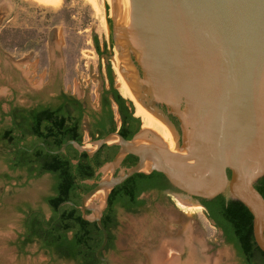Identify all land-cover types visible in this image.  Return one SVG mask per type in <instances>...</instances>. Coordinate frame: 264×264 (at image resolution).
<instances>
[{
  "label": "water",
  "instance_id": "obj_1",
  "mask_svg": "<svg viewBox=\"0 0 264 264\" xmlns=\"http://www.w3.org/2000/svg\"><path fill=\"white\" fill-rule=\"evenodd\" d=\"M111 16L118 55L131 66L122 64V71L142 105L174 128L178 147L140 128L130 139L115 130L93 147L70 139L47 149L57 154L72 145L93 155L118 146L106 162L111 173L80 204L63 201L58 209L75 205L97 223L103 240L96 255L109 264L102 216L111 190L157 170L187 196L212 199L228 191L252 213L254 239L264 251V197L256 187L264 176V0H114ZM128 154L138 161L117 171Z\"/></svg>",
  "mask_w": 264,
  "mask_h": 264
},
{
  "label": "rangeland",
  "instance_id": "obj_2",
  "mask_svg": "<svg viewBox=\"0 0 264 264\" xmlns=\"http://www.w3.org/2000/svg\"><path fill=\"white\" fill-rule=\"evenodd\" d=\"M96 1L97 7L92 0H62L58 5L0 0V129L11 124L10 106L46 104L62 89L84 101V122L92 125L93 114L104 112L101 98L110 78L131 102L133 115L140 116L141 128L142 115L127 98L115 68L119 49L111 2ZM111 111L118 130L121 116L114 101ZM95 140L84 132L85 145L93 147ZM8 158L0 147V264H77L51 254L38 241L21 243L28 210L51 216L46 199L54 193L55 179L49 172L30 175L27 167L13 169ZM111 171L105 163L99 177ZM224 195L231 199L228 191ZM140 199L144 204L135 212L117 208L114 247L104 251L109 264H244L201 202L176 189H151Z\"/></svg>",
  "mask_w": 264,
  "mask_h": 264
},
{
  "label": "trees",
  "instance_id": "obj_3",
  "mask_svg": "<svg viewBox=\"0 0 264 264\" xmlns=\"http://www.w3.org/2000/svg\"><path fill=\"white\" fill-rule=\"evenodd\" d=\"M94 41L99 52L100 45L96 37ZM109 71L111 73L110 67ZM127 98L135 105L132 98ZM112 101L118 104L121 114L122 123L118 131L125 138H132L140 128V116L133 115L127 104L131 102L119 93L113 86V79L110 78V87L105 89L101 98L104 109L102 117L105 120L112 118ZM52 114L59 115L53 112L52 108L16 106L9 112L12 116L10 126L0 129L1 153L8 155L10 167L13 169L27 167L30 175L50 172L55 176L54 195L46 199L52 208V217L45 220L39 209L28 210L21 243L25 246L38 241L42 248L51 254L61 259L74 260L77 264H104L96 255V250L103 240V233L97 223L84 219L82 212L75 205L66 203L58 209L63 201L80 204L82 195L95 185V183H87L85 179L97 180L99 176H94V169L87 152H80L71 145L63 153L54 154L47 150L59 149L70 139L83 142V132L77 130L75 122H68L62 115L52 120ZM130 122L136 123V126L133 128L129 125ZM116 127L112 118L110 129L104 130L99 136H96V131H92L91 136L97 139L115 131ZM103 147L116 148V145ZM32 148L33 150H30ZM129 158L130 156L126 157L123 164L133 165V161L130 162ZM72 159H77V162L73 163ZM102 163L103 161L99 162L98 166ZM151 174L136 173L111 190L108 205L102 216V222L108 232V241L102 255L105 250L114 247L113 229L118 224L117 208L135 212L144 204V200L140 199L139 195L143 191L160 187L161 181L152 178ZM256 187L264 197V176L257 181ZM208 215L223 229L226 240L235 246L245 264H264V251L258 247L253 235V215L241 201L226 199L223 195H219L210 201ZM256 257L258 261L254 260Z\"/></svg>",
  "mask_w": 264,
  "mask_h": 264
},
{
  "label": "flooded vegetation",
  "instance_id": "obj_4",
  "mask_svg": "<svg viewBox=\"0 0 264 264\" xmlns=\"http://www.w3.org/2000/svg\"><path fill=\"white\" fill-rule=\"evenodd\" d=\"M13 107H16V106H10V109L8 111V115H9V112L12 111ZM32 107L33 108H44V107L52 108V111L53 112H57L59 115L65 116L68 122H70V123L71 122H75L76 125H77V130H82L83 135H84V132L85 131L88 132V134L90 135L91 138H92V136H91V132L92 131H96V136H99V135H101L103 133L104 130H108V129H110L112 127V118L110 117L108 120L103 119V117H102V114L103 113L93 114L94 122L92 123V125H87L86 122H84V117L86 116V113H87V108H86V105H85L84 101L82 99L76 97L74 94L69 93L65 89H62L60 91L55 92L52 95V102H49V103H46V104H44V103H38L36 106H32ZM26 108H31V107H26ZM118 109H119V106H118ZM119 113H120V111H119ZM128 113H129V111H128ZM59 115L58 116H55V114H52V120H54L57 117H59ZM120 116H121V114H120ZM9 117L11 118V122H12V116L9 115ZM169 118L173 122V124L175 125V127L178 129V131L180 132V126H179V120H178V118L176 116L172 115V114H169ZM121 123H122V120H121ZM129 125H131L134 128L136 126V123H131L130 122ZM74 149H76V148H74ZM66 150H67V148H66ZM117 150H118V146L117 145H116V148H108V147H103L102 148L101 147L93 155H89L88 154L89 157H90L89 160H90L91 166L94 169V176H99V174H98L99 169L106 162L112 160V158L116 154ZM68 151H69V149H68ZM61 153H63V152H61ZM128 156H130V158H129L130 162L133 161V163L135 164L138 161V156H136L134 154H128L126 157H128ZM124 159L122 160V162L120 164V167H125L126 168L127 166H130V164L129 165L123 164ZM102 161H103V163L100 166H98V163L99 162H102ZM72 162L73 163H76L77 162V159H72ZM119 168L117 169V171H119ZM151 173H152L151 174L152 175V178H155L156 180L161 181L160 187H155V188H153L154 190L168 191V190H171V189H176V190L180 191L179 189H177L170 182V180L166 177V175L164 173H162L160 171H157V170H154ZM229 175H230V171H229ZM54 179H55V176H54ZM87 180H93V179H85V181H87ZM53 192H54V190H53ZM145 192H147V191H143L139 195V198ZM53 195H54V193H53ZM183 195H185V194H183ZM220 195H223L225 197L224 193L223 194H220ZM189 197L191 199L195 200V201H199V202L203 203V205L208 209V212L210 211V201H212L213 199L216 198L215 197V198H212V199H208V198H203V197H198V196H189ZM48 205H49V207L51 209V212H52L51 216L49 217V218H51L52 215H53V211H52V208H51V206H50L49 203H48ZM48 219L45 218V220H48ZM222 231H223V229H222ZM223 235H224V232H223ZM224 237H225V235H224ZM230 244H232V243H230ZM234 248H235V246H234ZM254 260L255 261H258V257H256Z\"/></svg>",
  "mask_w": 264,
  "mask_h": 264
},
{
  "label": "bare ground",
  "instance_id": "obj_5",
  "mask_svg": "<svg viewBox=\"0 0 264 264\" xmlns=\"http://www.w3.org/2000/svg\"><path fill=\"white\" fill-rule=\"evenodd\" d=\"M38 1H41L42 3H46V4L58 5L61 3L62 0H38ZM92 1H93L94 6L97 7V1L96 0H92ZM109 1L111 2V13H112L114 0H109ZM115 60H116L115 61V68L117 70L118 79L122 85V88L124 89L125 93L130 98H132L134 100V102L137 106L138 112L140 113V115H142V126H141V128H143V129L146 128V129L153 130V131L157 132L160 135V137L162 138V140L167 145H169L172 149H175L176 147H178V135L176 134L174 128L169 123H167L166 121L162 120L160 117H158L157 115H155L154 113L149 111L136 98V96L133 92L131 82L126 78L124 72L121 69L122 64H125L128 68H131V66L127 64L126 60H123L121 58L119 59L118 53L116 55ZM100 193L102 194V200H103L104 190H101ZM157 259H156V261H158ZM175 262H178V259ZM171 264H175V263L171 262Z\"/></svg>",
  "mask_w": 264,
  "mask_h": 264
}]
</instances>
